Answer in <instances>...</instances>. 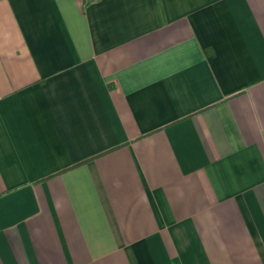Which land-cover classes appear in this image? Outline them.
I'll use <instances>...</instances> for the list:
<instances>
[{"label": "crops", "instance_id": "obj_1", "mask_svg": "<svg viewBox=\"0 0 264 264\" xmlns=\"http://www.w3.org/2000/svg\"><path fill=\"white\" fill-rule=\"evenodd\" d=\"M0 264H264V0H0Z\"/></svg>", "mask_w": 264, "mask_h": 264}]
</instances>
